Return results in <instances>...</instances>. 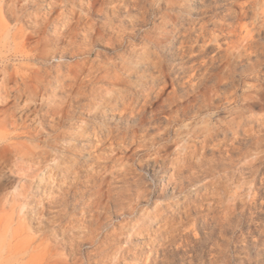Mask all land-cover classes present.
<instances>
[{"label":"rangeland","instance_id":"374dc122","mask_svg":"<svg viewBox=\"0 0 264 264\" xmlns=\"http://www.w3.org/2000/svg\"><path fill=\"white\" fill-rule=\"evenodd\" d=\"M263 9L264 0H0V83L21 96L0 92L9 100L0 109L17 111L28 125H0V133L18 131L13 146L43 160L17 162L0 152V264H264ZM175 12L186 27L169 21ZM68 40L74 49L54 50ZM186 60L187 75L218 73L221 83L209 94L218 108L200 118L220 110L237 122L242 153L220 151L219 136L205 142L209 150L193 152L200 165L185 167L174 145L146 157L148 147L167 142L161 127L142 130L133 113L90 107L123 90L121 78L148 79ZM41 66L59 68L79 90L48 86V108L35 106L33 69ZM54 103L74 120L60 124ZM133 129L141 137L129 150ZM181 135L190 150L194 141Z\"/></svg>","mask_w":264,"mask_h":264},{"label":"bare ground","instance_id":"6f19581e","mask_svg":"<svg viewBox=\"0 0 264 264\" xmlns=\"http://www.w3.org/2000/svg\"><path fill=\"white\" fill-rule=\"evenodd\" d=\"M250 5H251V3H250ZM231 8H229V9H231ZM176 9H175V11H176ZM204 10H206L205 12H207V9H204ZM230 11H228V12H230ZM180 14H182V13H179V15H178L175 12L174 15H171V16L167 15V18H169V21H171V20L173 21V20H176L179 16L183 15V14L182 15H180ZM243 15H244V12L242 11V9H240L239 11L236 12L235 17H238L240 19L243 17ZM188 16H189V13H188ZM210 16H211V14H210ZM186 18H188V17H186ZM218 19H219V17H218ZM179 21H180V23H182V22L186 23V21H183L180 19L177 22H179ZM74 22L75 23L70 24L69 28H73L75 25L79 24V20H76ZM222 22H223V20H222ZM191 23H193V22H191ZM213 23H215V22H213ZM182 25H183V23H182ZM193 25H194V23H193ZM171 27L176 28L177 26L172 25V26H170V28ZM179 27H180V25H179ZM184 27H186V26H184ZM187 29L185 28V31ZM89 34H91L93 37L96 35V33H90V32H89ZM225 34H226V32H225ZM184 35H187V34H183V36ZM60 42H65V40H60ZM68 47H70L71 50L74 49L73 45L71 44V42L69 40H68V44L66 46H63L61 48L59 46H55L54 50H56V51L59 50L58 51L59 53L66 54L65 52H66V50L69 49ZM205 52H206V50H205ZM43 53H45V51L36 52L34 58L38 59L39 57H43L44 56ZM200 58H201V56H200ZM252 65H254V64H252ZM167 69L168 70L165 71L164 73H162L158 76H155V77H150L148 79L137 78L135 80H130L126 77L121 78L119 83H121L125 87L123 90L103 96V99H101V102H100L101 104H99L97 102H90L91 103L90 107H99V106L104 105V106H107L111 109H115V110L118 109V112L123 116H125L129 112L133 113V115L135 116V119H134L135 124L140 125V127H142V130L144 129L143 127L146 125H149L151 128L161 127L163 129V132L161 135L163 138L166 139L167 142L159 145L156 148L148 147L146 153L144 154V156H146V157L148 155H149V157H151V155L154 153L157 155H161L162 153L166 152L172 145H174L175 148H177L178 150H182L183 155H184V157L182 159H183V164L185 167H187V165H189V164H190V167L192 165H200L201 160L198 162L193 160L194 159L193 158V152H195V150L197 148H199L200 150H205V151L209 150L208 146L206 145L207 141L208 140H214L215 141L216 137H219V136H222V140H220L218 143H216V146L220 151L228 150V151H233V152L238 151V152L242 153L241 148L235 146L236 143L241 144L243 141V138L236 136V134L238 133V131L240 129L239 128L240 126L237 122H236L237 125L233 126L231 124V119H225L224 117L221 116L222 111H220V110H217L216 112H214L215 114L212 112H207L206 117L200 118L201 113L204 111H208L207 109L211 110V109L218 108L217 105H215L211 102L210 95H209L210 92L214 89V87L218 86L221 83V78L218 76V73L212 74V75L211 74L210 75L196 74V73L194 75L193 74L187 75L186 73L190 71V60L187 62H183V63L179 62L178 65L173 66V67L168 66ZM33 72L38 74V76H37L38 81L37 82H40L39 84H37L35 86L36 90L33 93V99L35 100L34 96L37 99V101L34 103L35 106L39 105L40 107L48 108L45 105L47 102L43 98V92H42L44 89H47L48 86L53 85V86H56L57 88L63 87V88H65L66 91H70V92H72L73 90H79V86L71 87L72 82H71V79H69V75L64 74L59 68L54 70L52 66H44V67L41 66L39 68L33 69ZM53 72L55 73V80L56 81L50 79V75ZM216 77H218V78H216ZM190 84L192 85L191 88H190ZM168 88H170V89H168ZM17 91H18L17 89H15V91H14L11 86L10 87L7 86L6 82L2 81L0 83V92L1 93L5 92V94L7 95V94L12 92L13 94H15V98L17 99V98L21 97L19 94H17ZM178 93L183 94L185 98L184 99H178L177 98ZM39 95L41 96V98ZM233 96L235 97V100H236L237 94H233ZM1 98H0V101L3 103V105H5V104L7 105L9 103V100L7 98H5L4 95L1 96ZM219 98H223V97L220 96ZM71 99H73V97H71ZM164 99H167V101L162 103V104H159V102L161 100H164ZM193 100H195V102L193 104L192 103L190 104L189 102L190 101L192 102ZM28 106H31V105L26 104V107L20 108V111L22 112V114L25 117H27L26 112L31 111L29 108H27ZM49 108L55 110V112H54L55 114L60 113V116H59V123L60 124L74 120V115H75L74 112H71L69 110L67 111L63 107H58L56 103H54ZM188 113H190V116L193 117V120L190 123H183L186 119H190V117L188 116ZM16 116H17V111H15L13 109L12 110H10L9 108L0 109V125H10L11 127L15 128V129H19V127H23V126L24 127L28 126L25 124V119H24V121H22V123H18ZM65 117H68V119L64 120ZM172 122H174V124L171 127L169 124ZM199 122H203L205 124L199 125ZM162 123H164V125H162ZM88 129H90L92 131L97 130L98 132H100L102 130V128L99 129L97 126H89L86 128V130H88ZM134 129H135V127H134ZM134 129H133L132 145L130 146L129 150H131L133 148V144L137 143L138 138L140 139V137H141V135L138 136L136 134V130H134ZM90 130H89V132H90ZM111 132L114 133V130L110 129V128H108L106 131V133H109V134H111ZM184 132H186V134H189L190 140L194 141L192 146L190 145V150L188 149L187 143H184V142L182 143L184 137L181 134H183ZM170 133L172 134L173 138L170 136ZM227 136H234L233 142H229V140H227V138H226ZM248 136H249V140L247 142L252 143L253 136H252L251 132L248 134ZM19 137H20V133L18 131H16L15 133L1 132L0 133V152L6 154L7 156H10L12 154H13V156L16 155L17 157H15L14 160H16L17 162H18V160H17L18 158L22 159L23 156L26 155V156H28V159L30 160V162H32V164H34L33 162H35V160H37V165L42 164L43 163V160H41L42 156H40V155H38L40 157L36 156L35 151H33V150H20L17 147L13 146L11 139L12 138L18 139ZM112 137H114V134L110 138H112ZM49 146H50V148L54 147V144L52 143ZM224 146H225V148H224ZM237 149H239V150H237ZM150 159H152V158H150ZM152 161H154L159 167H162L165 165V162H163V164L157 163L158 162L157 158H153ZM31 165L28 166L29 168H31V170L32 169L35 170L37 168V167H31ZM253 170H254V168L251 169V171H253ZM70 189H71L70 185H67L66 187L63 188V192L68 193V192H70ZM92 205L93 204L90 203V206H92ZM257 230H258L257 228L252 229L253 232L257 231Z\"/></svg>","mask_w":264,"mask_h":264}]
</instances>
